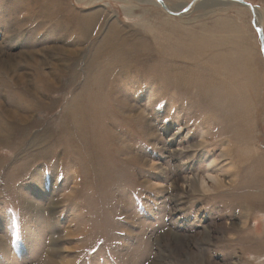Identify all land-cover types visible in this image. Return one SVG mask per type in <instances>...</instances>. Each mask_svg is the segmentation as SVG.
<instances>
[{
    "label": "rangeland",
    "instance_id": "1",
    "mask_svg": "<svg viewBox=\"0 0 264 264\" xmlns=\"http://www.w3.org/2000/svg\"><path fill=\"white\" fill-rule=\"evenodd\" d=\"M162 1L0 0V264H264V0Z\"/></svg>",
    "mask_w": 264,
    "mask_h": 264
},
{
    "label": "bare ground",
    "instance_id": "2",
    "mask_svg": "<svg viewBox=\"0 0 264 264\" xmlns=\"http://www.w3.org/2000/svg\"><path fill=\"white\" fill-rule=\"evenodd\" d=\"M142 1H151V0H142ZM205 1H209V0H203L202 1V3H205ZM211 1H213L214 3H221V2H224V0H211ZM154 2V1H153ZM156 3V2H155ZM212 3V2H211ZM214 3H213V5H214ZM207 4H208V2H207ZM163 7H164V5H162ZM165 6L166 7H164L168 12H180L179 10H181V8L180 9H176V8H173V7H170L169 8V6L168 5H166L165 4ZM254 14H255V16H256V12L258 13V10L257 9H254ZM254 23V26H256L257 25V21H256V19H255V22H253ZM257 27L260 29V27L261 26H258L257 25ZM38 80L41 82V83H43L44 85H47L48 84V77H47V75L46 74H43V73H41V71H39V74H38ZM18 83H19V81H18ZM49 85V84H48ZM11 112V111H10ZM7 130V129H6ZM203 183H205L204 182V180H203Z\"/></svg>",
    "mask_w": 264,
    "mask_h": 264
},
{
    "label": "water",
    "instance_id": "3",
    "mask_svg": "<svg viewBox=\"0 0 264 264\" xmlns=\"http://www.w3.org/2000/svg\"><path fill=\"white\" fill-rule=\"evenodd\" d=\"M161 1V3H162V5H164V7H166L165 6V3H164V1H162V0H160ZM235 1H239L240 3H244L242 0H235ZM250 6V5H249ZM251 8H252V10H253V7L252 6H250ZM170 13H173V14H175L176 12H170ZM178 14V13H177ZM259 36H260V39H261V41H262V43L264 42V35H263V32H262V30L261 29H259ZM263 51H264V43H263Z\"/></svg>",
    "mask_w": 264,
    "mask_h": 264
}]
</instances>
